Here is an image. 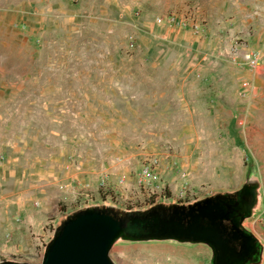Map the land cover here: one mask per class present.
Returning a JSON list of instances; mask_svg holds the SVG:
<instances>
[{
	"label": "rangeland",
	"instance_id": "obj_1",
	"mask_svg": "<svg viewBox=\"0 0 264 264\" xmlns=\"http://www.w3.org/2000/svg\"><path fill=\"white\" fill-rule=\"evenodd\" d=\"M242 188L264 264V0H0V262H40L82 209L123 219ZM209 255L123 236L107 253Z\"/></svg>",
	"mask_w": 264,
	"mask_h": 264
},
{
	"label": "water",
	"instance_id": "obj_2",
	"mask_svg": "<svg viewBox=\"0 0 264 264\" xmlns=\"http://www.w3.org/2000/svg\"><path fill=\"white\" fill-rule=\"evenodd\" d=\"M208 200L188 204L185 209L154 206L144 212L127 213L123 219L105 209H82L59 225L40 262L0 264H112L107 253L119 236L133 240L175 238L220 248L219 215Z\"/></svg>",
	"mask_w": 264,
	"mask_h": 264
},
{
	"label": "flooded vegetation",
	"instance_id": "obj_3",
	"mask_svg": "<svg viewBox=\"0 0 264 264\" xmlns=\"http://www.w3.org/2000/svg\"><path fill=\"white\" fill-rule=\"evenodd\" d=\"M205 198L209 199L212 211L219 215L216 221L221 229L220 237L223 241V245L215 249L206 244L210 250L208 264L255 263L259 256V244L255 237L242 225L251 203L248 190L242 188L231 193L214 194L198 198L191 203ZM191 203H178L170 207L185 209Z\"/></svg>",
	"mask_w": 264,
	"mask_h": 264
},
{
	"label": "built area",
	"instance_id": "obj_4",
	"mask_svg": "<svg viewBox=\"0 0 264 264\" xmlns=\"http://www.w3.org/2000/svg\"><path fill=\"white\" fill-rule=\"evenodd\" d=\"M244 55V60H246V62H248L251 66L256 65L259 61L260 56L258 54H253L251 52L248 51H243ZM245 84V83H244ZM155 163V160H148L147 162H144L141 166H140V170H139V175L142 178H146L147 180L153 175V171H152V166L151 164ZM159 201V197L155 198V202H150L149 206H152L156 203H158Z\"/></svg>",
	"mask_w": 264,
	"mask_h": 264
},
{
	"label": "trees",
	"instance_id": "obj_5",
	"mask_svg": "<svg viewBox=\"0 0 264 264\" xmlns=\"http://www.w3.org/2000/svg\"><path fill=\"white\" fill-rule=\"evenodd\" d=\"M121 219V218H120Z\"/></svg>",
	"mask_w": 264,
	"mask_h": 264
}]
</instances>
